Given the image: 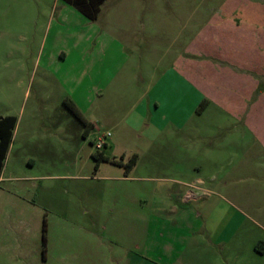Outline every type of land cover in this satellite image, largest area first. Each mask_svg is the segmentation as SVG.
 Listing matches in <instances>:
<instances>
[{"label": "rangeland", "instance_id": "rangeland-1", "mask_svg": "<svg viewBox=\"0 0 264 264\" xmlns=\"http://www.w3.org/2000/svg\"><path fill=\"white\" fill-rule=\"evenodd\" d=\"M6 115L0 264H264V0H0Z\"/></svg>", "mask_w": 264, "mask_h": 264}, {"label": "trees", "instance_id": "trees-1", "mask_svg": "<svg viewBox=\"0 0 264 264\" xmlns=\"http://www.w3.org/2000/svg\"><path fill=\"white\" fill-rule=\"evenodd\" d=\"M64 3L74 7L85 19L93 21L96 19L99 12V7L104 0H61ZM63 104L67 107L68 111L75 117L79 118V113L75 107L69 101H64ZM15 126V118L13 116H0V173L2 169V163L5 158V154L9 143L11 141L12 131ZM95 165L94 170H96L97 165L101 161H108L106 157H92ZM113 163H115L113 161ZM44 241V236H42Z\"/></svg>", "mask_w": 264, "mask_h": 264}, {"label": "crops", "instance_id": "crops-1", "mask_svg": "<svg viewBox=\"0 0 264 264\" xmlns=\"http://www.w3.org/2000/svg\"><path fill=\"white\" fill-rule=\"evenodd\" d=\"M253 37H255V36H253ZM242 38H245V36H243ZM101 90H98V92H100ZM88 92H91L90 90H88ZM66 98H68V99H70L74 104H75V107H77V109L79 110V106H78V104H77V99H75V95L73 96L72 94H65V95H63L60 99H62V100H64V99H66ZM144 107H145V109L148 107V106H146V105H144ZM178 112H179V110H177ZM176 110H174L173 111V113H170L169 115H167L166 116V114L164 113V114H162L161 116H159V122H160V120H162V119H164V121H171V120H173V119H175L177 116H175L176 114H179L178 112H176ZM160 114V113H159ZM7 116V115H6ZM1 117H4V116H1ZM16 122V121H15ZM8 149V148H7ZM213 160H215V159H213ZM212 161V160H211ZM197 181L198 182H200V180L199 179H197ZM185 182H180V185H182V186H186V184H184ZM201 183V182H200ZM207 192L210 194V197L211 196H217V197H220V196H218V192H216L213 188H212V190H207ZM188 197H190V198H188ZM183 204H185L187 201L186 200H190V199H197V198H194V195L192 194V193H187V194H185L184 196H183ZM219 200H223V198H220ZM217 202V201H216ZM219 202H217V203H215L214 205H217ZM214 205H213V207H214ZM170 211L172 212V213H175V216L176 215H180V216H182V217H186L187 216V214L189 213V210H187V209H180V210H177V209H175V207L172 205L170 208ZM17 251L18 252H20V246L18 247V249H17ZM264 252V250L261 252V253H263ZM14 260L16 261V256L14 257ZM14 261V263L13 264H16V262ZM18 264H19V262H18Z\"/></svg>", "mask_w": 264, "mask_h": 264}, {"label": "built area", "instance_id": "built-area-1", "mask_svg": "<svg viewBox=\"0 0 264 264\" xmlns=\"http://www.w3.org/2000/svg\"><path fill=\"white\" fill-rule=\"evenodd\" d=\"M106 136H108V134H107ZM95 147H96L97 149H99V148L101 147V140H98V141H97Z\"/></svg>", "mask_w": 264, "mask_h": 264}]
</instances>
